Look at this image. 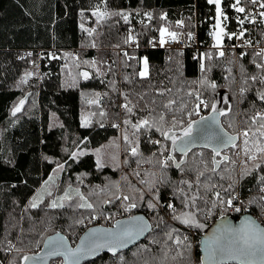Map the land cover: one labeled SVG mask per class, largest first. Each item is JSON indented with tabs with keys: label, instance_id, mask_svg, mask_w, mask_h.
I'll list each match as a JSON object with an SVG mask.
<instances>
[{
	"label": "trees",
	"instance_id": "1",
	"mask_svg": "<svg viewBox=\"0 0 264 264\" xmlns=\"http://www.w3.org/2000/svg\"><path fill=\"white\" fill-rule=\"evenodd\" d=\"M243 1L246 11L240 13L232 7L235 0H223L227 16L226 20L222 17L223 27L229 33L240 27L241 33L259 38L264 45V29L255 34L249 31L252 3ZM257 2L264 4V0ZM97 7L123 13L128 21L115 14L99 19L93 15ZM179 20L184 22L187 37L198 32L202 39L204 29L216 21V7L207 0H0V264H23L24 256L37 253L44 240L58 232L76 244L90 226L84 225L86 220L113 213L122 196L125 208L133 202L137 205L129 214L147 216L153 231L130 250L116 256L103 254L85 264H204L200 249L195 250L185 235L194 239L193 230L201 240L220 216H236L226 213L216 192L225 200L238 193L248 213L264 225V158L240 167L234 150L240 144L243 151L241 133L248 129L249 147L255 139L264 143L256 131L264 121L253 125L251 120L257 113L264 114V100L260 99L264 70L256 67L264 64V54L249 51L244 56H218L209 50L178 52L149 47L161 28L175 29ZM130 28H134L139 49L121 56L103 51L124 48L125 32ZM51 49L63 50L67 64L45 67L42 63L45 75L39 78L34 72L37 55ZM74 49L78 50L77 60L71 57ZM108 57L110 64H106ZM144 58L149 76L141 78ZM83 72L89 74L88 79L80 75ZM97 93L100 102L89 103ZM197 95L209 105L216 103L219 110L227 106L222 125L237 137L235 147L215 156L216 165L211 149L195 148L184 155L172 151L171 141L161 134L170 129V134H181L182 126L172 128L174 116L182 118L185 126L189 119H199L194 112ZM21 100L25 101L23 108L14 116L12 111ZM169 101H175L170 109L164 107ZM182 105L186 107L182 109ZM189 111H193L191 117ZM205 113H211V108ZM119 119L127 140H121L115 125ZM145 119L148 125L133 127ZM85 120L89 121L87 127L83 126ZM133 144L136 155L131 152ZM169 154L174 161L162 167ZM181 161L177 168L175 163ZM200 172L204 175L197 183ZM54 184L61 185L60 195L65 190L79 191L93 207H79L84 203L80 197L55 208L51 199L44 198L32 207ZM193 196L197 197L194 205ZM149 203L155 207L149 208ZM169 203L175 212L167 209ZM220 206L226 212L221 213ZM210 208L212 217L207 220L205 213ZM182 213H192L204 227L173 219ZM99 224L104 225H94ZM54 261L61 260L51 264Z\"/></svg>",
	"mask_w": 264,
	"mask_h": 264
},
{
	"label": "snow or ice",
	"instance_id": "2",
	"mask_svg": "<svg viewBox=\"0 0 264 264\" xmlns=\"http://www.w3.org/2000/svg\"><path fill=\"white\" fill-rule=\"evenodd\" d=\"M209 4H214L216 7V29L218 31H215L212 33L214 39L216 40V47L219 48L221 44L222 36L225 35V30L223 27H221V17H223L225 20L227 19V16L224 15L222 9H221V0H207ZM253 4L257 2V0H251ZM241 0H235V3L232 5V7L240 13H244L246 9L242 6H240ZM261 8H264V4L260 5ZM121 15L123 16V19L125 22L128 21V16L124 15L123 13H109L107 11H101L99 7L96 8V10L93 12V15L97 16L99 19H104L106 16L110 15ZM260 15L264 17V12H261ZM149 18H151L149 14ZM165 18V17H162ZM182 21L178 22V24L182 25ZM240 23H243V20L240 21ZM83 27V26H82ZM87 31V30H86ZM94 31V29L92 30ZM167 32V29L161 28L160 29V35L161 45L165 42L164 41V35ZM168 36L175 40L177 38V34L175 32H167ZM89 35H91V31L89 32ZM232 35H235L234 33ZM243 35V33H241ZM188 38H192V33H188ZM232 36L229 35V39H231ZM129 40L133 39L131 36L128 38ZM94 46V45H93ZM127 55V54H125ZM219 55L223 56V51H220ZM260 55V53H258ZM208 58L211 59V55L208 54ZM144 68L139 73L141 77L147 76V69H148V60L147 58H144L143 60ZM201 71H204V64L201 63L200 65ZM257 68H260L264 70V64H257ZM27 75H31L30 73ZM80 75L83 76L84 79L89 78V74L87 72H83ZM252 80H256L257 77L252 76ZM26 83L25 81H22ZM261 82H264V77H261ZM212 88H215L216 85L213 83L211 84ZM244 89H241V92H243ZM163 95V93H161ZM189 95H192V93H189ZM196 99L199 101L195 105L194 112L196 114L199 113L201 106L204 108H211V112L213 115H210L208 117L201 116L199 121H193L189 119L185 126V121L181 118L177 120L175 116L172 118V128H176L178 125L181 127V134L177 135L175 132H172L170 134V131H164L161 134L164 136L165 139L171 141V148L172 151H179L180 153L187 155V152L190 148V145L195 144L196 141L203 140L205 147H212V151L214 153L213 156V164L216 165L218 162L215 160V156L220 155V149L223 147H227L228 145H232L235 147V140L237 139L236 136L229 135L228 133L224 132L222 127H220L219 123V116L226 115V111L219 110L217 108L216 103H212L209 105L204 100L200 99L199 95L196 96ZM260 99L264 100V93L260 94ZM24 100H21L19 104L14 107L12 114L15 116L16 113L20 112L24 105ZM225 102L226 98H225ZM175 103V101H169L167 104L164 105L165 108L170 109L171 105ZM127 108V105L124 106ZM186 107V105H182L181 108L183 109ZM230 110V109H229ZM128 111H131L130 108H128ZM103 115V113H101ZM193 115V111L187 112V116L191 117ZM161 121L164 120V116L161 115L159 117ZM252 124L255 125L257 123V120L264 121V114L257 113L256 116L251 118ZM89 121L85 120L83 126L87 127ZM125 123H128L127 121ZM148 120H142L138 124L133 125L134 128L139 129L140 127L144 125H148ZM194 125H198V127H194ZM159 131V129H157ZM249 131L251 129L245 130L241 133V135L244 137V148L243 152L244 155L248 157V159L252 161H256L259 158H264V143H261L260 139H255L252 141V146L249 147L250 140H249ZM259 132L260 138H264V122L260 123L259 128L256 130ZM195 132V136L193 135ZM253 136L255 137V133H253ZM128 138L125 137V140ZM130 143V141H129ZM156 143H159L157 141ZM254 149V151H253ZM131 152L133 155L137 154V149L133 147L131 149ZM73 157L77 155V153L71 154ZM168 161H174V157L169 154L164 161L161 162L162 167L168 166ZM180 163H175V166L177 168H180ZM99 164V161H98ZM59 169H63V165H58ZM256 167H260L259 164L256 165ZM215 167H213L212 171L215 172ZM204 173L200 172L197 176V183H199V177L203 176ZM51 179V178H50ZM54 182V181H53ZM143 182V181H142ZM183 183H187L184 181ZM47 184V182H46ZM189 187H191V184H189ZM231 185H229V189H231ZM228 191V190H226ZM47 195H51L50 191H47ZM77 196L80 197L81 200H84L83 204L78 205L82 208H88L91 209L93 207L92 204L88 203L85 198L80 194L78 191L76 192ZM215 196L219 200L221 205H227L228 207L233 206V200L235 197H230L228 199H224L221 197V194L219 192L215 193ZM61 200H70L71 196L69 192H65L64 196L60 198ZM125 200H128L129 197L125 196ZM193 205L195 204V200L197 199L196 196H193L192 198ZM63 207V204L57 205L55 201L52 202L51 207ZM137 205L136 203H130L126 208L125 211H130L132 208H135ZM185 206H188L187 202L185 203ZM32 207H37L36 203L32 204ZM149 208H154L155 205L152 203L148 204ZM169 208H173L171 204L168 205ZM212 207H217L216 202L214 201L212 203ZM173 211L175 212V209L173 208ZM235 211H240L239 208H235ZM183 217V218H182ZM173 219H178L181 221V223L187 224L191 227L196 228H203L204 225L200 224L198 221H196L195 216L192 213H182L180 216H173ZM79 223H83V221H79ZM148 228V225L142 221V218L140 217H133L130 218L128 222L121 223L120 221H117L116 225V231H113L111 229L108 230H100V229H93L90 230L86 237L81 239L80 245H78L75 249L70 248L67 246L66 239L64 237H59V239L56 238H49L47 241L46 246L49 248V252L46 254V256H62L64 258V264H79L80 258L82 255L94 253L98 249L102 247H108L109 251H112L115 253V251L118 248H122L126 246V244L129 241L134 240L139 235L143 234V232ZM59 236V234H57ZM171 238V236L169 237ZM187 237H185V240ZM177 244L181 243L179 239L176 241ZM190 247V245H189ZM204 251H205V261L206 264H229V262H235V264H264V227H261L255 220L250 218H245L239 226H232L231 224H225L221 228L217 229L211 236L207 237L204 240ZM45 259V257H38V256H24V261H33V264H36L38 260Z\"/></svg>",
	"mask_w": 264,
	"mask_h": 264
},
{
	"label": "built area",
	"instance_id": "3",
	"mask_svg": "<svg viewBox=\"0 0 264 264\" xmlns=\"http://www.w3.org/2000/svg\"><path fill=\"white\" fill-rule=\"evenodd\" d=\"M248 1L252 3L251 0ZM260 5H261L260 2H256L255 4H253L252 10L250 12V16L247 18L249 31L252 32L253 34H255L256 31L259 30L260 28L264 29V17L260 15V13L263 12V8H261ZM181 21L183 22V20H179L178 22ZM178 22L176 24L175 29H167V32H175L177 34V38L175 40L171 39L166 32L164 35L165 42L162 45L160 43L161 35L159 34L158 38L151 40L149 47L153 49L178 51V52L193 50L202 53L206 50H209V51L217 52L219 54L220 51H223L224 53L223 56H229L230 54H235L236 56H244L249 51H254L256 54L258 53L264 54V45L262 41L259 38H256L255 36L251 37L245 34L241 35L240 27H237L235 32H233L235 35H232L233 33H229L225 30L226 34L222 36L220 47L217 48L215 46L216 40L212 35V33L215 32V30L212 26L204 29L202 39H200L198 32L193 33L192 38L189 39L185 33L184 22L182 23V25L178 24ZM200 25L201 24H199L198 26ZM229 35L232 36L231 39H229ZM129 36H131L133 39L129 40L128 39ZM125 38H126V46L124 48L107 49V50L109 52L113 50L119 53V55L121 56L129 51L139 49L138 40L136 38L134 28H130L125 32ZM62 51L51 49L45 52H39L38 67L37 68L36 66L34 67V72L37 71V73L39 74V78L45 75V73H43L44 71L42 69L41 64L44 63L45 67L53 66V65L54 67H57L61 63L60 55ZM110 62H111V58L108 57L106 59V64H110ZM224 67H227V63L224 64ZM204 109L205 108L201 106L199 113H201L202 110L203 112L199 114L200 117L205 115ZM115 125L119 126V123L116 122ZM113 223L114 221L111 223H106L103 226H111Z\"/></svg>",
	"mask_w": 264,
	"mask_h": 264
},
{
	"label": "water",
	"instance_id": "4",
	"mask_svg": "<svg viewBox=\"0 0 264 264\" xmlns=\"http://www.w3.org/2000/svg\"><path fill=\"white\" fill-rule=\"evenodd\" d=\"M210 115H213V113H209L207 115H205L204 117H208ZM219 119V123H220V127H222L223 131L228 133L223 125H222V117L219 116L218 117ZM200 118L196 121H199ZM194 127H198V125H194ZM229 134V133H228ZM195 136V132L193 134ZM230 135V134H229ZM235 144L237 143V141L235 140L234 142ZM230 146L232 145H228L227 147H223L221 148L220 150H223V149H226V148H229ZM195 148H206V149H211L212 150V147H205L204 146V141L203 140H197L195 144H192L190 145V148L189 150L191 149H195ZM188 150V151H189ZM133 217H140L142 218V221L144 223H146L148 225V228L143 232V234L139 235L138 237H136L134 240L132 241H129L126 246L122 247V248H118L115 253H113L112 251H109L108 247H102L100 249H98L97 251H95L94 253H90V254H85V255H82L81 258H80V261H79V264H85L87 263L88 261L90 260H93V259H96L98 258L99 256L103 255V254H109L111 256H116L117 254H119L120 252H123V251H127V250H130L131 248L137 246L139 243L143 242L144 239L153 231V225L152 223L150 222V220L147 218V216H145L144 214H141V213H138V214H134V215H130V216H126V217H123V218H120L118 220H116L111 226H103V225H94V226H90L89 228H87L82 234L81 236L79 237L78 241L76 244H72L71 241L69 240V238L61 233V232H58L56 234H52L50 236H48L43 244H42V247L41 249L37 252V253H34V254H29L27 256H38V257H45V259H42V260H38L36 262V264H51V262L53 260H61L62 263L61 264H64V258L62 256H46V254L49 252V248L46 246L47 244V241L49 240V238H56V239H59V237H64L66 239V242H67V246L70 247V248H73L75 249L78 245H80L81 243V239L86 237L87 234L89 233L90 230H93V229H100V230H108V229H111L113 231H116V225H117V221H120L121 223H125V222H128L130 218H133ZM245 218H250V219H253L255 220L261 227H264V225L258 221L257 218H255L254 216H252L250 213H245L244 215H242L239 219H235V218H231L229 216L227 217H223L221 219H219L218 221H216L212 226L211 228L209 229L207 235H203L201 237V242H200V252H201V256H202V261L204 264H206V261H205V251H204V240L211 236L217 229L221 228L223 225L225 224H231L232 226L236 227V226H239L241 224V222L245 219ZM57 234H59V236H57ZM23 264H33V261H24ZM229 264H235V262H229Z\"/></svg>",
	"mask_w": 264,
	"mask_h": 264
},
{
	"label": "rangeland",
	"instance_id": "5",
	"mask_svg": "<svg viewBox=\"0 0 264 264\" xmlns=\"http://www.w3.org/2000/svg\"><path fill=\"white\" fill-rule=\"evenodd\" d=\"M222 2H223V0H221V9H222ZM244 1L243 0H241V4H240V6H242V7H244L245 9H246V7H245V5H244V3H243ZM261 3V2H260ZM262 4V3H261ZM252 7H253V4H252ZM252 7H249V10H252ZM223 11V10H222ZM237 12V11H236ZM217 19V18H216ZM221 19V27H223V24H222V17L220 18ZM215 25H216V21H215V23L212 25V27L214 28V30L215 31H218V29H216V27H215ZM165 29H170V28H168V27H164ZM224 28V27H223ZM108 48H105V49H103V51H106V52H109L108 50H107ZM113 51V50H112ZM73 52L75 53V54H72L71 55V57L73 58V59H76L77 60V52H78V50L77 49H74L73 50ZM113 52H115V51H113ZM217 53V52H216ZM218 56H220L219 54H217ZM203 57V55H201V58ZM38 58H39V55H37V62H36V64L38 63ZM111 58V57H110ZM60 60H61V64H62V66H64L65 64H67L66 62H65V59H64V56H63V54H61L60 55ZM38 67V64L36 65V68ZM143 68H144V65H143ZM37 72V71H36ZM149 76V71H148V69H147V76H145V77H141V78H146V77H148ZM31 77V76H30ZM100 95H99V93H97L96 94V96L94 97V98H96V99H94V98H92L91 100H90V102L89 103H99L100 102V100H99V97ZM202 100H204L205 102H206V100L205 99H202ZM199 102V101H198ZM197 102V103H198ZM196 103V104H197ZM222 109L223 110H226L227 109V106L226 105H224L223 107H222ZM203 112V110L201 111V113ZM206 108L204 109V114L206 115ZM201 113H198L197 115L199 116V114H201ZM204 115V116H205ZM199 118H200V116H199ZM121 119H119L118 120V123H119V126H117V128H118V131H119V133H120V135H121V140H124L125 139V134L124 133H122L123 132V129H122V126H121V121H120ZM113 127L115 128V126L113 125ZM157 143H155V142H153L152 143V146L154 147L155 145H156ZM133 147H135L136 148V145L135 144H133V145H131V149L133 148ZM235 154H237V155H239V158H238V161H237V164H238V166H242L243 164H245L246 162H248L250 159H248V157L247 156H245L244 154H243V151H242V146L239 144V146H237V147H235ZM82 152V151H81ZM155 152V151H154ZM178 153H180L179 151H178ZM79 154H80V152H79ZM177 157H178V159H181V157H182V155L181 154H177ZM262 166V165H261ZM262 169V171L264 172V167H262L261 168ZM59 189V191H61V185H59V184H54V188H49V189H47L46 190V193H47V191H50L51 192V195L49 196V195H47L46 193H43V194H41V197L40 198H38V199H36L35 200V203L36 204H39L42 200L44 201V198H48V199H51V204H52V202L53 201H55L56 202V204L57 205H60V204H63L64 205V203L67 201V202H73L74 201V199L76 198V197H79V196H77V194H76V190H70L69 191V194H70V196H71V199H70V201H68V200H61L60 198L61 197H63L64 196V194H65V192H68L67 190H65L61 195L60 194H58L57 193V190ZM79 192V191H78ZM80 193V192H79ZM40 194V193H39ZM80 194H82V193H80ZM83 196V195H82ZM235 197V199L233 200V206L232 207H228L227 205H226V208H227V212H226V209L223 207V206H220L219 207V209H220V212L221 213H224V212H226V213H231V214H243V213H248V211H249V208L247 207V206H244L243 204H242V199L239 197V195H238V193L234 196ZM42 201V202H43ZM169 204H171V203H169ZM172 205V204H171ZM196 205H198L199 206V202H196ZM173 206V205H172ZM235 208H239L240 209V211H235ZM167 209H173V208H169L168 206H167ZM213 212V209H209L208 210V213H205V214H207V220H210V218L212 217L209 213H212ZM130 211H125V207H124V200H123V196H122V200H121V202H120V206H119V209H117V210H115L113 213H105V214H96V215H94V216H91V217H89L87 220H86V223L84 224L85 226H93L94 224H96V223H102V224H106V223H111V222H113L114 220H116V219H118V218H123V217H126V216H130ZM89 226V227H90ZM190 235L192 236V238H194V239H191L190 237H189V235L188 234H186L185 235V237H187V239L186 240H188V242L193 246V248L195 249V250H199L200 249V245H199V237L197 236V234H196V232L195 231H193V230H191L190 231ZM62 263V261H54L52 264H61ZM196 264H198V263H196Z\"/></svg>",
	"mask_w": 264,
	"mask_h": 264
},
{
	"label": "flooded vegetation",
	"instance_id": "6",
	"mask_svg": "<svg viewBox=\"0 0 264 264\" xmlns=\"http://www.w3.org/2000/svg\"><path fill=\"white\" fill-rule=\"evenodd\" d=\"M245 213H243V214H236V216H229V217H231V218H235V219H239L242 215H244ZM223 217H227V216H220L217 220H215V221H213L212 223H211V225H210V228H211V226L216 222V221H218L219 219H221V218H223ZM99 225H101V224H99ZM94 226V225H93ZM209 228V229H210ZM209 229L207 230V233H208V231H209ZM207 235V234H206ZM200 242H201V240H200Z\"/></svg>",
	"mask_w": 264,
	"mask_h": 264
},
{
	"label": "crops",
	"instance_id": "7",
	"mask_svg": "<svg viewBox=\"0 0 264 264\" xmlns=\"http://www.w3.org/2000/svg\"><path fill=\"white\" fill-rule=\"evenodd\" d=\"M225 30V29H224Z\"/></svg>",
	"mask_w": 264,
	"mask_h": 264
}]
</instances>
